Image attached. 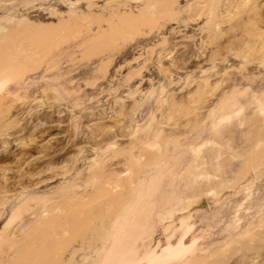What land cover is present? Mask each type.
<instances>
[{
  "label": "rangeland",
  "instance_id": "374dc122",
  "mask_svg": "<svg viewBox=\"0 0 264 264\" xmlns=\"http://www.w3.org/2000/svg\"><path fill=\"white\" fill-rule=\"evenodd\" d=\"M0 264H264V0H0Z\"/></svg>",
  "mask_w": 264,
  "mask_h": 264
}]
</instances>
